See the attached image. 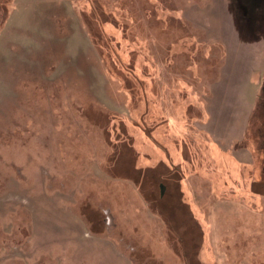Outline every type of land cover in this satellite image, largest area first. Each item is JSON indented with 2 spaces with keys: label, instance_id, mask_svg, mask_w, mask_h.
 Wrapping results in <instances>:
<instances>
[{
  "label": "rangeland",
  "instance_id": "rangeland-1",
  "mask_svg": "<svg viewBox=\"0 0 264 264\" xmlns=\"http://www.w3.org/2000/svg\"><path fill=\"white\" fill-rule=\"evenodd\" d=\"M263 168L264 0H0V264H264Z\"/></svg>",
  "mask_w": 264,
  "mask_h": 264
},
{
  "label": "trees",
  "instance_id": "trees-1",
  "mask_svg": "<svg viewBox=\"0 0 264 264\" xmlns=\"http://www.w3.org/2000/svg\"><path fill=\"white\" fill-rule=\"evenodd\" d=\"M126 74L131 75V76L134 78L135 81L140 82V83L143 84V81H142L141 77H140V76L138 75V73L134 70V68H133L132 71L127 72ZM263 171H264V168H263ZM263 171H262V173H263Z\"/></svg>",
  "mask_w": 264,
  "mask_h": 264
}]
</instances>
